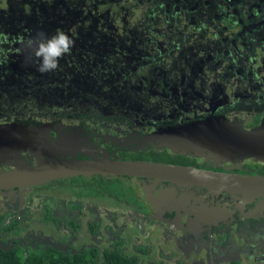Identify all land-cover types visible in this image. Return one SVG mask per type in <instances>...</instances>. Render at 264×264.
I'll return each instance as SVG.
<instances>
[{
	"label": "flooded vegetation",
	"instance_id": "af4514ba",
	"mask_svg": "<svg viewBox=\"0 0 264 264\" xmlns=\"http://www.w3.org/2000/svg\"><path fill=\"white\" fill-rule=\"evenodd\" d=\"M119 1L135 3L131 6L132 13L138 14L136 24L143 21L142 26L145 28L143 41L139 42L140 48L134 47V50H130L131 53L126 54L128 50L126 51L125 46L131 41L127 40L126 33L123 35L124 43L115 46L116 56H111L110 60L113 65L109 67V86H117L118 94L124 91L126 95L128 92V95H136V101L123 104L128 110L106 112L104 115L117 114L124 122L107 128L108 131L111 130L107 133L87 126L82 120H56L53 115L38 119L34 113L26 118H1L0 124L15 121L31 126L44 125L46 128L43 132L50 137V141H55L57 137H67L72 141L78 139L86 149L96 148L107 152L113 159L125 160H131L126 159L125 155L132 153L152 150L160 153L168 150L161 149L151 139H142L158 129L169 126L202 120L207 116L222 117L247 130L259 124L264 116V0H191L196 3L202 1L204 11H195L191 15H184L177 10L178 0ZM168 2L172 8L168 16L166 13L155 11L160 6L167 7ZM101 7L102 5H95L96 9ZM224 21L227 23L224 24ZM122 31L120 28L119 33ZM161 32L165 34L159 38H163L162 41L167 39L165 45L153 40L156 34ZM195 41L198 44L193 46ZM186 45L189 48L186 54H183L181 49ZM122 50L126 52L122 53ZM168 57L171 58L170 61L166 60ZM115 67L118 70L115 71ZM19 76L21 77V74ZM122 85L124 86L121 87ZM258 117L259 122L252 125ZM169 153L173 158L175 154L170 151ZM95 156L100 155L98 153ZM182 156L187 157L184 163L189 166H181L219 173L264 176V170H260L264 163L250 159L231 164L217 160L203 161L189 155ZM77 157L87 158L82 154H77ZM190 157L194 160L186 161L191 159ZM29 162L34 163L33 159ZM12 169L13 166L0 167L1 171ZM81 177L53 179L32 188L20 190L15 186L8 191H0L2 223H10L18 228V231L11 232L12 236L6 240L1 237V243L9 242L12 246L23 239H29L24 236L27 229V225H24L29 219V212L39 215V222L44 228H49V231L51 226L71 230L74 227L81 228L85 222L91 237L99 235L105 239L108 237L103 235L102 226L106 222L104 219H113L117 214L129 225V241H135L133 250L122 251L121 240L104 247L118 250L123 255L131 252L139 255L143 261L165 259L171 264H229L232 261H238L239 264L240 260L252 261V258L259 256L260 261L254 262L264 264V198H256L238 210V193L223 194L220 189L203 188V192L215 194L212 196L214 198L210 195L204 201L209 207L217 204L215 208H218L219 212L215 211L213 216L207 213L209 219L203 222L207 226L201 225L192 214L188 215V219L177 223L171 220L174 213L157 214L147 204L139 178L136 180L139 187L133 186L134 193L130 195L131 199L126 200L115 196L110 189L92 187L95 189L92 194L89 191H81L84 184L97 186L98 177L106 179L111 176L96 175L82 177L86 178L83 181H73ZM92 178H96L92 183L87 180ZM162 182L164 184L160 185H173ZM176 188L180 189L178 186ZM187 191L195 196L204 195L194 189ZM40 193L49 202L58 200L60 203H56L54 209L45 207L44 211L37 213L36 209L31 208V200L39 197ZM217 194L221 196L217 197ZM209 200H212V203ZM194 203L199 202L195 200ZM85 204L89 215L94 219L93 223L83 218L81 207ZM222 206L228 209L229 213L222 210ZM70 210L78 216L67 217L66 214ZM15 214H18V217ZM260 217L263 221L257 222L256 219ZM226 228L227 234L224 233ZM215 229L218 230L216 234L213 233ZM228 235L232 239L225 244L221 240H225ZM77 236L80 239V242H77L80 248L93 246L86 235ZM241 240L244 242L239 245ZM65 241L66 236L56 240L58 245ZM39 245L51 246L42 242L34 246ZM73 246L75 245L61 251L73 253L76 251ZM251 261L246 262L252 263Z\"/></svg>",
	"mask_w": 264,
	"mask_h": 264
},
{
	"label": "water",
	"instance_id": "95a60500",
	"mask_svg": "<svg viewBox=\"0 0 264 264\" xmlns=\"http://www.w3.org/2000/svg\"><path fill=\"white\" fill-rule=\"evenodd\" d=\"M45 128L44 125L31 126L15 121L0 124V167H14L9 171L0 170V191H8L15 186L20 190L32 188L53 179L68 177H135L140 179L146 202L155 213L172 212L171 220L177 223L192 214L204 226L207 224L203 222L209 219L207 213L213 216L219 209L215 208L217 204L208 208L204 200L215 194L203 192V188L220 189L223 194L238 193V210L255 198H264L262 175L219 173L171 163L113 159L107 152L96 148L90 150L84 147L82 151L79 149L83 146L82 142L77 139L72 141L67 137H57L55 141H50V137L43 132ZM151 135L157 146L173 154L231 164L244 159L264 163V116L258 125L248 130L222 117L207 116L202 120L158 129ZM98 153L100 156L96 157ZM77 154L87 158L80 159ZM30 159L34 163L29 162ZM148 170L154 172L155 177L148 175ZM162 181L175 186L160 185L164 184ZM187 189L204 195L195 196ZM192 200L199 203L190 202ZM209 202L212 203V200ZM224 202L227 203L226 199ZM222 208L229 213L224 206Z\"/></svg>",
	"mask_w": 264,
	"mask_h": 264
},
{
	"label": "trees",
	"instance_id": "16d2710c",
	"mask_svg": "<svg viewBox=\"0 0 264 264\" xmlns=\"http://www.w3.org/2000/svg\"><path fill=\"white\" fill-rule=\"evenodd\" d=\"M95 5H102V7L96 9ZM131 5L119 0H0V78L6 72L8 73V70L14 68H16L14 75L19 78V73H17V69H19L22 71L20 73L24 77L26 88L16 90L13 86L14 91L9 93L8 89L12 87L8 84L12 82H6L4 88L0 86V95H5L15 101H22L25 95H37L38 97L42 95V99H50L55 95H62L63 88H66V95H77L80 88L84 94L92 95L93 93L98 94L99 88L101 87L100 89L103 90L105 86H108L110 95L107 94L108 97L103 96V98L114 101L116 98L114 95H126L124 91L118 94L116 86H109L110 77L107 78L105 75L104 78H100V71L95 68L97 73L91 71L95 62H98L95 55L97 54L96 49L99 47H95L100 44L103 38L97 39L96 29H105L103 25L110 20H115L118 27L119 15L123 12L127 14L133 12ZM103 10L111 11L113 16L96 24L98 27L95 25L90 27L93 21L100 18ZM58 30L65 32L74 41V44L70 53L59 59L57 70L41 73L38 70L40 59L35 58L32 49L25 47V42L36 37L40 32L51 38ZM109 45L110 50L105 54L111 60V56H116L115 46L117 45H112L111 42ZM85 62L90 63L86 64ZM76 67L81 70L75 69ZM76 81H82L85 86H78L79 83L76 84ZM258 119L259 117L252 125H256L259 122ZM171 156L168 150H163L160 153L152 150L128 154L125 155V158L189 166L184 163L187 157L178 154L173 155V158ZM190 160H194V158L186 161ZM260 170L262 172L264 166L260 167ZM96 178L87 180L92 183ZM83 180L86 178L73 179V181ZM136 180L135 177H108L106 179L98 177L97 186L84 184L81 191H89L92 194L95 190L92 187L110 189V192L116 194L115 196L127 200V198L131 199L130 195L134 193L133 186L139 187ZM77 228L74 227V229ZM17 231L18 228L13 224H3L2 217H0V236L5 238L4 240L12 236L11 232L16 233ZM29 244V239H23L10 247L0 246V264H171L165 259L143 261L137 254L130 252L128 255H123L118 250L114 251L105 247L100 249L93 246L80 248L77 244L73 246L75 252L63 253L51 246L33 247ZM176 264L188 263L178 262ZM229 264H238V261H232Z\"/></svg>",
	"mask_w": 264,
	"mask_h": 264
},
{
	"label": "rangeland",
	"instance_id": "374dc122",
	"mask_svg": "<svg viewBox=\"0 0 264 264\" xmlns=\"http://www.w3.org/2000/svg\"><path fill=\"white\" fill-rule=\"evenodd\" d=\"M130 4L133 5L134 2L130 1ZM176 4H177V10L181 11L184 15H188V14L191 15L195 11H198V12L201 11L202 13H204L203 7H202V4H203L202 1L196 3L195 1L191 2V0H178ZM170 6L171 4L168 2L167 7L160 6L155 11H159L162 14L166 13L168 16L172 11V8ZM231 8L229 9V12ZM112 16L113 14L111 11L106 12L105 10H103L100 16V19L93 21L90 27H92L93 25H95V27H98L96 26V24L99 23V21L108 19ZM137 17H138V14L121 13L118 17L119 18L118 27L116 26L114 22L115 20H110L105 23L110 28H105V29L97 28L96 29L97 39L101 40V38L102 37L103 38L100 44H98L95 47V48L99 47L98 49H96L97 54L95 55L98 62H95L93 66V70L91 72L97 73L96 70H99L100 78L104 77L105 75H107L105 77L108 78L109 67L113 65V62H111L109 58L107 57V54H105L106 52L110 50L109 43L111 42L112 45H118V44L121 45L122 43H124L123 35L126 33L128 34L127 40L128 41L131 40L128 43L129 45L125 46L126 51L128 50L126 54L131 53L130 50H134L135 49L134 47L140 48L139 42L143 41L142 37H143V31L145 30V28L142 26L143 21L138 25L136 24V21L138 19ZM223 23L225 24L227 23V21H224ZM120 28L123 29L122 33H119ZM163 34L165 33L161 32V33H158V35L156 34L153 40L158 41L161 45H165L167 43V39L162 41L163 38L162 39L159 38V36H162ZM185 44L186 42L184 43V45ZM195 44H198L197 41L194 42L193 46ZM197 46L195 48H197ZM188 48L189 46L187 45L184 46L181 49L182 53L186 54V52L188 51ZM126 51L122 50V53ZM166 60L170 61L171 58L168 57L166 58ZM85 63L87 64L90 62H85ZM75 69L81 70V68L79 67H76ZM114 69L115 71L118 70V68L116 67ZM8 71H9L8 73L6 72L2 76V78H0V86L4 88L6 82H12L8 84L10 87H12L8 89L9 93H11L10 91H14V87L16 90L26 89L24 86V82H25L24 77L21 76L17 78L14 75V73L16 72V68L10 69ZM244 76H245V73H244ZM76 84H78V86H81V85L85 86V84H83L82 81L80 82L76 81ZM123 86L124 85H122L121 87ZM100 88H99L98 94L93 93L92 95L84 94L81 91V88L78 91L79 93L76 92L77 95H66L65 94L66 88H63L61 90L63 94L55 95L57 97L53 96L50 99H45V98L42 99L43 97L42 95H40L39 97L37 95H25V97L22 98V101H19V100L15 101V100L9 99L10 97H5V95H0V119L3 118L6 120L11 117L21 118V116L26 118L27 116L33 113L34 115H37L38 119H43L44 116L53 115V118H55L56 120L63 119L65 121V118L66 119L71 118L73 119V121H77V122L78 120H82V122H85L87 126L91 128H97L99 130L101 129V132L107 133L111 131V130L108 131L107 128H112L113 126H116L115 124H121L124 121L122 117H120L117 114H112V115L110 114L109 116H105L104 113L106 112L112 113V111H114L113 113L125 111L124 109H127V108L123 107L124 106L123 104L135 102L136 95L134 94L114 95V97L116 98L113 101L112 99H109V98H108L109 100L106 98H103V96L108 97L107 94L110 95L109 93L110 90H108V86H105L103 90ZM116 89H117V86H116ZM115 105L117 106L122 105V106L119 108H116ZM100 114H103V115H100ZM31 201H30L31 208L36 209L37 213H39L40 211L42 212V210L44 211L45 207H49V208L51 207V209H54V205H57L56 203L58 204L60 203V201L58 200H52L51 202H49L48 199H46L45 196L42 195V193L39 194V197L32 199ZM61 203H64V202H61ZM86 206L87 205L85 204L83 207H81V210L83 209V213H84L83 215L84 217L83 216L82 217L85 219V221L93 223L94 219L91 215H89L90 213L89 211H87L88 208ZM112 214L115 215L114 212H112ZM27 215L29 216V219L27 220V222H25V225H24L25 227L27 225V229H26V232L24 233V236L29 237V240H30L29 242L31 243L29 245L33 247L34 245L36 246V243L42 242L47 245L54 246L53 248L57 250L60 249V251L61 250L66 251V249H68L70 245H76L77 242H80V239L78 238L77 235L79 236L86 235L89 240V243H91L95 247H98L99 249L103 248L104 245L106 246H108V244L114 245V242L116 240L122 241L121 242L122 246H120L122 251L133 250V245L135 244V241H129V238H128V234L130 232L129 225L127 224L125 219L119 218L117 214L115 215L113 219H108V218L104 219L106 222L103 223L104 226H102V229L104 232L103 235H105L106 238L108 237L107 239L99 235L95 237H91L88 233V227L85 222L82 223L81 228L78 227L77 229L71 230L69 228L61 229L58 227L51 226L52 229L49 231V228H44L42 223L39 222L38 217L40 216L37 215L35 212H29ZM75 215L78 216L72 210L68 211L66 214L67 217H75ZM15 216L18 217V214H15ZM256 221L257 222L263 221V218L260 217L259 219H256ZM227 230L228 229L226 228L224 232L225 234H227ZM217 231L218 230L215 229L213 233L216 234L218 233ZM222 231L223 230H221V232ZM63 236H66V241L58 245V242H56V240L60 239ZM1 237L2 236H0V238ZM230 239L232 238H230L228 235L225 238V240H221V241L226 244L227 241ZM236 240H238V238ZM243 242H244L243 240L239 241V245L240 243L243 244ZM10 244L11 243L9 242L1 243L0 241L1 247H8L10 246ZM72 250H74V248ZM247 254L249 255V253ZM256 260L258 262L260 261L259 256H255L254 258H252L253 262L251 260H245V261L240 260L239 264H258L254 262ZM149 261H152V260H149ZM246 261L248 262L251 261L252 263H248Z\"/></svg>",
	"mask_w": 264,
	"mask_h": 264
},
{
	"label": "clouds",
	"instance_id": "9594fccd",
	"mask_svg": "<svg viewBox=\"0 0 264 264\" xmlns=\"http://www.w3.org/2000/svg\"><path fill=\"white\" fill-rule=\"evenodd\" d=\"M106 20L107 19L99 22ZM103 26L104 28H110L106 24ZM73 44L74 41L65 32L58 30L51 38L46 37L43 32L38 33L36 37L30 38L25 42V47L32 49L35 58L40 59L41 62L38 66V70L41 73H45L58 69L59 59L65 54L70 53ZM20 72L22 71L17 69V73L21 74Z\"/></svg>",
	"mask_w": 264,
	"mask_h": 264
},
{
	"label": "bare ground",
	"instance_id": "6f19581e",
	"mask_svg": "<svg viewBox=\"0 0 264 264\" xmlns=\"http://www.w3.org/2000/svg\"><path fill=\"white\" fill-rule=\"evenodd\" d=\"M70 139V138H69ZM149 139H151L152 140V135H150V136H147V137H145V138H143L142 140L143 141H146V140H149ZM78 140V139H77ZM74 145H75V143H74ZM84 145L83 146H80V148L79 149H82V151H84ZM149 172H148V175H150V176H153V177H155L154 176V172H150V170H148Z\"/></svg>",
	"mask_w": 264,
	"mask_h": 264
}]
</instances>
